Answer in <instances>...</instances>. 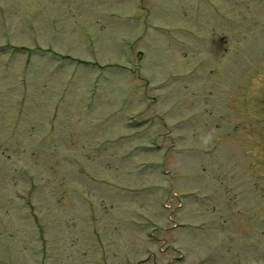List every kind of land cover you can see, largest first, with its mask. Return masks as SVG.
<instances>
[{"label":"rangeland","instance_id":"374dc122","mask_svg":"<svg viewBox=\"0 0 264 264\" xmlns=\"http://www.w3.org/2000/svg\"><path fill=\"white\" fill-rule=\"evenodd\" d=\"M0 264H264V0H0Z\"/></svg>","mask_w":264,"mask_h":264},{"label":"clouds","instance_id":"9594fccd","mask_svg":"<svg viewBox=\"0 0 264 264\" xmlns=\"http://www.w3.org/2000/svg\"><path fill=\"white\" fill-rule=\"evenodd\" d=\"M253 84H256V81H253ZM216 136L215 130H210L208 133L200 137V144L205 149L213 142Z\"/></svg>","mask_w":264,"mask_h":264}]
</instances>
